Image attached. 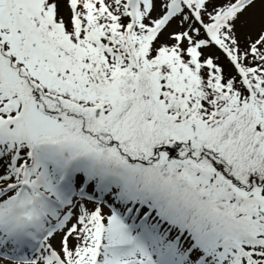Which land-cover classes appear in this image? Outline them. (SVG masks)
<instances>
[{
  "label": "snow or ice",
  "instance_id": "snow-or-ice-1",
  "mask_svg": "<svg viewBox=\"0 0 264 264\" xmlns=\"http://www.w3.org/2000/svg\"><path fill=\"white\" fill-rule=\"evenodd\" d=\"M0 264H264V0H0Z\"/></svg>",
  "mask_w": 264,
  "mask_h": 264
}]
</instances>
